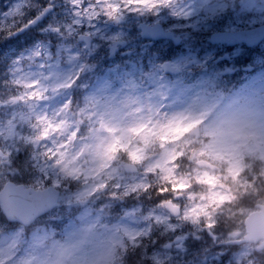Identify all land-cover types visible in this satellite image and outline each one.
Listing matches in <instances>:
<instances>
[{"label":"rangeland","instance_id":"374dc122","mask_svg":"<svg viewBox=\"0 0 264 264\" xmlns=\"http://www.w3.org/2000/svg\"><path fill=\"white\" fill-rule=\"evenodd\" d=\"M23 1L0 0V37L10 42L22 11L6 13L34 0ZM255 1L133 0L130 8L127 0H101L111 17L86 12L76 24L67 0L66 50L36 47L15 63L10 43L6 61L0 60V187L18 178L36 188L46 173L62 194L28 239L0 224V264H124L127 246L143 252L148 264H220L212 234L231 237L240 230L239 217L264 203V50L241 73L235 56L244 50L207 41L245 25L254 9L264 19V0L258 8ZM141 21L177 31L182 45L143 41ZM83 25L97 56L77 40ZM117 39L128 45L110 57ZM166 60L180 72L166 74ZM68 88L79 92L76 99ZM197 124L199 139L189 134ZM201 159L219 169L199 167ZM129 162L136 173L125 171ZM178 195L182 214L172 218L159 196ZM141 234L151 243L158 235V247L145 253L147 244L136 238ZM249 254L246 248L225 264H264Z\"/></svg>","mask_w":264,"mask_h":264},{"label":"flooded vegetation","instance_id":"af4514ba","mask_svg":"<svg viewBox=\"0 0 264 264\" xmlns=\"http://www.w3.org/2000/svg\"><path fill=\"white\" fill-rule=\"evenodd\" d=\"M261 1L263 0L255 1V5L257 8L258 6H260ZM21 3L26 4V2H24L23 0H21ZM68 5L69 2H67V0H34L33 2L29 3L28 6H24L22 9L19 10V12L22 11V15L20 14L18 17H16V21L18 23L13 30V37L11 42L9 37H0V54L3 53V50H9L10 43H12L14 50L18 51L34 50L36 49V47L39 50H66L65 48L68 45L70 39V37H68V28L70 22ZM46 10L48 13L37 25L29 28L28 30H22L29 23V21L35 19L41 13L46 12ZM256 11L257 9H254V13H249L246 15L249 16L251 14L250 18H252V20L245 23V25L237 24V27L232 30L252 29L264 24V19L260 20V12L256 13ZM83 18L84 14L80 19ZM57 27H59L61 30L59 33L54 30ZM86 30L87 27L85 25L79 27V30H77V35L83 33L90 34L87 33ZM175 33L181 35L177 31H175ZM181 38L183 39V36H181ZM223 46H225V50H245L247 52L246 58H249L250 62L254 61V64L257 65L256 61H258L261 57V53L259 50H264V39L251 46H248L245 43H241L236 46ZM124 49L119 48L118 50ZM259 66L260 64L258 65V67ZM241 228H243L242 225L240 229ZM241 230H239L238 232H233L231 237L227 235L224 241H221L219 243L221 249L224 252H228L230 249H235L232 254H238L244 251V249L246 248L245 245L237 243L238 238H241L244 234V228ZM259 246L260 242H258L257 244H250L248 246V249H251V252L248 256L251 257L252 260L256 259L257 262H260L261 259L264 260V249H259Z\"/></svg>","mask_w":264,"mask_h":264},{"label":"water","instance_id":"95a60500","mask_svg":"<svg viewBox=\"0 0 264 264\" xmlns=\"http://www.w3.org/2000/svg\"><path fill=\"white\" fill-rule=\"evenodd\" d=\"M42 19V16L37 18L31 25H35L39 20ZM143 29V34L146 37H152L154 39H158L161 37H171L170 33H164L161 25L156 24L154 26H148L146 24H141L140 26ZM230 35H235L240 37L242 40L247 41L249 44H253L258 42L264 37V25L246 31H238V32H230L224 34H214L212 37L213 42L218 41H226ZM236 37V38H237ZM179 40L177 39L176 42ZM234 40H232L233 42ZM240 41V40H236ZM114 53V50H112ZM163 68L167 72H175L177 69L172 66L171 63H164ZM191 134H195L197 137L200 135L199 126L195 127ZM199 165L209 167L211 169H216L217 167L209 162L200 161ZM128 171H134L135 166L129 164L126 166ZM9 184L13 185L12 188L7 187ZM32 188H25L24 185H16L13 182H7L3 189L0 191V201L3 206V211L6 217L10 221H18L24 223L26 225L30 224L33 221V216L38 212L44 210L47 205H41L40 203L34 202L30 199ZM59 193V192H58ZM58 203H56L52 208H54ZM260 210L255 211L249 215L246 219V228L247 235L245 237V241H258L260 238H264V205H259ZM51 208V209H52ZM167 209L174 215H178L180 213L179 207L174 206L171 202L167 203ZM15 219V220H14ZM264 246V242L262 243Z\"/></svg>","mask_w":264,"mask_h":264},{"label":"snow or ice","instance_id":"6c2138e0","mask_svg":"<svg viewBox=\"0 0 264 264\" xmlns=\"http://www.w3.org/2000/svg\"><path fill=\"white\" fill-rule=\"evenodd\" d=\"M69 2L72 4V8H73L72 16L77 17V19L74 21L76 24L81 23L80 18L86 12L91 13L95 18H98L101 15H107L108 17L112 16L110 12H106L104 10L101 4V0H79V3H77L76 0H69ZM127 3L131 8L133 5V0H127ZM20 7H21L20 5H15L13 8L9 9L6 15L13 16L17 14L20 10ZM96 9H99V11H96ZM29 23H31V21H29ZM54 30L58 33L61 31L59 27L55 28ZM33 55H38V51L34 52ZM20 60L21 59L19 57L16 58L15 63L19 62ZM19 151H20L19 148H17L16 152ZM8 157L9 160L11 161V157H12L11 151H9ZM26 162L27 160L24 161V163ZM12 163H14V161H12ZM7 187L12 188L13 185L9 184ZM58 187L59 184L57 179H54L52 176L46 173H41V181L39 182L38 186L32 191L30 199L34 202L40 203L41 205H47V207H45L44 210L38 212L33 216V222L45 216L48 213V211L57 203L59 199V193L57 191ZM16 231L18 232L19 230L17 229ZM234 250L235 249H230L228 252H224L220 254L219 256L220 264H225V261L230 260L231 254Z\"/></svg>","mask_w":264,"mask_h":264},{"label":"trees","instance_id":"16d2710c","mask_svg":"<svg viewBox=\"0 0 264 264\" xmlns=\"http://www.w3.org/2000/svg\"><path fill=\"white\" fill-rule=\"evenodd\" d=\"M253 173L258 174V172L256 170H252V174ZM249 174H251V172ZM131 256H132L131 257L132 259L131 258L128 259V264H142V260H141L139 255H136V254L132 253Z\"/></svg>","mask_w":264,"mask_h":264},{"label":"clouds","instance_id":"9594fccd","mask_svg":"<svg viewBox=\"0 0 264 264\" xmlns=\"http://www.w3.org/2000/svg\"><path fill=\"white\" fill-rule=\"evenodd\" d=\"M121 158L125 160L127 159L126 155H124L123 153H121Z\"/></svg>","mask_w":264,"mask_h":264}]
</instances>
